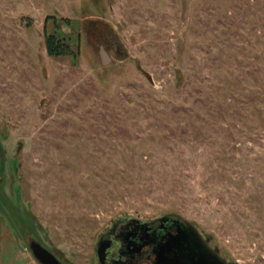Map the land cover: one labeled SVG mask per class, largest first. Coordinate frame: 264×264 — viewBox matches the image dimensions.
<instances>
[{
	"label": "rangeland",
	"instance_id": "374dc122",
	"mask_svg": "<svg viewBox=\"0 0 264 264\" xmlns=\"http://www.w3.org/2000/svg\"><path fill=\"white\" fill-rule=\"evenodd\" d=\"M167 215L264 264V0H0V264Z\"/></svg>",
	"mask_w": 264,
	"mask_h": 264
},
{
	"label": "water",
	"instance_id": "95a60500",
	"mask_svg": "<svg viewBox=\"0 0 264 264\" xmlns=\"http://www.w3.org/2000/svg\"><path fill=\"white\" fill-rule=\"evenodd\" d=\"M99 55L102 63H105L104 53L99 47ZM144 230L146 239L153 245L154 261L153 264H227L217 255L216 251H211L201 240L197 232L189 224L181 221L173 215L163 216L156 220L159 230L168 228L165 224H171L174 233L170 234L164 230L159 240V235L148 228V224L132 221ZM157 231V232H158ZM167 231V233H166ZM107 245L99 238L95 245V256L98 264H102L103 254ZM27 249L32 258L38 264H66L60 263L49 251L43 248L34 239L27 240Z\"/></svg>",
	"mask_w": 264,
	"mask_h": 264
},
{
	"label": "flooded vegetation",
	"instance_id": "af4514ba",
	"mask_svg": "<svg viewBox=\"0 0 264 264\" xmlns=\"http://www.w3.org/2000/svg\"><path fill=\"white\" fill-rule=\"evenodd\" d=\"M148 224L149 230L160 235L164 230L170 234L174 233L171 224H165L168 228L159 230L158 223L151 221ZM141 226L127 220L113 223L106 232L100 236L107 247L103 254L102 264H153V245L145 237ZM158 231V232H157ZM166 231V233H167Z\"/></svg>",
	"mask_w": 264,
	"mask_h": 264
},
{
	"label": "trees",
	"instance_id": "16d2710c",
	"mask_svg": "<svg viewBox=\"0 0 264 264\" xmlns=\"http://www.w3.org/2000/svg\"><path fill=\"white\" fill-rule=\"evenodd\" d=\"M45 47H46L47 55H49L50 57H57L64 54V52H62L63 50L61 49L60 45L52 37L45 38Z\"/></svg>",
	"mask_w": 264,
	"mask_h": 264
}]
</instances>
